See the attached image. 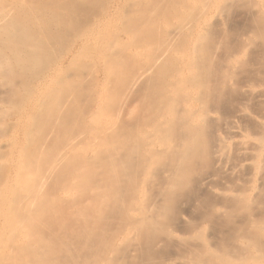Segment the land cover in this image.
<instances>
[{
  "label": "bare ground",
  "instance_id": "1",
  "mask_svg": "<svg viewBox=\"0 0 264 264\" xmlns=\"http://www.w3.org/2000/svg\"><path fill=\"white\" fill-rule=\"evenodd\" d=\"M232 1L194 0V5H191L188 1V3L181 4L185 7H178L179 9L177 10L173 8L175 9L173 13L169 12L167 14V12L163 14L168 16L166 17L167 19L172 16L176 21H167L169 24L171 23L170 28L165 31V35H163L161 40L153 38L151 42L150 39L147 41L144 38L136 43L130 41L131 45L145 50L143 56L147 57V61H144V63L140 61L142 64L137 67L136 72L132 71V77L134 78H131L130 84L128 82L120 86L121 81L119 79L117 83L120 84L119 87L121 88L118 89L115 88L117 84L114 88L111 87L116 83V78L130 77L127 75L120 76L126 73L123 71L126 69L123 65V70H120V65L123 62L120 57H125L124 52H122L123 56L121 55V50L123 49L122 51H124L126 44L123 43L125 46L121 48L122 45H119L120 41L118 42L117 39L111 37L108 39V33L104 32L101 40L103 41V38L104 40L107 38L106 52L104 51L105 55L103 54V57H101L105 63L102 64L105 80L103 81V88H101L103 93L100 91L102 103L99 104L105 105V108L101 107L103 110L101 117L104 120V126H97L96 128L92 125L91 127V123H88V126H84L87 120V113L90 114V111L86 115L80 114L82 116L79 115L80 117H77V114V116L74 115L76 109L73 108V116L77 117L75 118L80 123V128L73 131V135H71L69 131L72 128H68V131H65V129L70 124L75 125L74 122L76 121H72L75 118L71 120L72 123H68L67 119L68 125L66 123L64 127L62 124L61 127L64 128L60 127L59 129L58 126L61 124L59 120L62 119V117L60 119V114L67 109L65 107H70L69 104L77 105L78 101L81 103L85 101V97L83 101L79 98L80 96L77 93H80V90L78 87L81 85L82 89L84 86H82L85 82L83 80V75H85L83 70L86 68L85 72L90 71L93 66L89 67L90 63H85L86 60L83 62L84 57L90 56L89 47L88 49L86 48L89 52H87L86 56L82 58L85 53L82 56L80 55L81 60L78 58L80 53L73 51V61L78 58L76 65L71 67L73 74H71L72 72L68 73L70 79L66 75L67 72L64 74L67 78L63 75H58L57 78L61 76V79L56 80L55 78V82H60V86L58 88H45V96L50 100L48 102L46 99V102L41 100V108H39L46 113L45 117L39 109V113H37V110L36 114H34L38 118L32 115L33 121L30 122L32 126L31 124L27 126L28 128L30 127L28 131L25 129L29 142L27 139L26 146L21 149L17 148L19 156L15 169L8 174L4 181H0V223L9 224L5 230H0V264H121L126 261H124L125 257H123V254L127 252L126 250L129 253L130 248L132 250L136 249L135 247L140 245V236L144 234H147L145 235L146 238L148 237V239H145L148 242V244L146 243L147 248L151 249L154 254H158L154 252L155 245L158 246L162 239H164L162 240L164 242L168 238H172L171 240L180 239L181 242L190 239L189 236L184 235L185 233H177L175 229L177 227L175 226V223H177L175 221H186L188 216L186 215V218H184L182 214L175 212L177 219L172 216L174 215L173 210L175 211L177 206V198L185 192L194 190L193 188L197 184L208 188L215 194L213 199L202 200L198 198L195 203L196 207L206 208V211L203 210L205 212V214L203 213L204 218L202 217L203 215H201V218L210 224V221L215 220L213 217L216 218L218 216L216 219L218 221L219 217L222 216L223 219L225 217L230 220L231 227L230 225L228 228L223 227L226 228V232L224 230L219 231V233H222L220 236L223 237L219 240H223L225 236H228L227 234L229 236L223 241H217L216 244L209 243L210 240L205 238V234L204 237L202 236L203 232L198 233L199 231L195 230V232L198 231L195 234L198 233L197 235L201 236H194L195 234L191 236L192 241L193 238L194 240L198 239L196 240L197 242L195 241L196 243L191 242L192 248L189 246L190 242L189 245L187 244L189 249L186 250L191 254L185 251L189 254V257L185 256L188 259L185 257L184 259L180 255L183 260L189 264H264V211L262 209L264 202L262 200L264 197V27H262L264 26L262 25L264 24V0H254V2L251 0L253 3L252 8L250 7L252 11L251 22L255 25L243 34L238 46L235 44L236 48L225 53V56L222 54L223 63L221 62L222 64L217 66L219 68L222 67V69H218L221 71L218 73L216 72L217 69H214V59L220 50L217 51L219 48L217 49L216 47L217 50L211 52L210 49L214 50V48H210L211 45L208 46L210 43V32L215 24L219 23L218 25H220L226 21L228 17L225 18V15L231 3H233ZM240 1L238 2L239 4ZM160 2H156V4ZM132 3L134 4V2ZM10 4V6L0 4V26L2 23L5 24L4 21L6 23L11 21L8 24L12 23L13 27L17 28V30L15 28L17 34L14 32L16 36H14V39L19 38L22 43L24 41L27 44L28 41L26 40H29L30 35L25 30L24 24H19L20 22L17 19H9L14 15L13 11H11L13 9L12 3ZM156 6L158 7V5ZM11 7L12 9H10ZM152 8L153 6L151 7L152 11H145L147 15L144 12L145 16L143 18L146 24L154 23L156 13L153 16V10L156 12V9ZM134 9L133 11L136 10ZM166 10L164 11L166 12ZM52 11H55L54 8ZM107 14L104 15L106 16ZM60 15L57 16L61 17ZM239 18L241 17L239 16ZM158 19L155 23L159 22ZM104 21L106 22V20ZM22 22L24 23L23 20ZM261 22L263 23L261 24ZM93 23L89 24L92 28L97 26L99 21L97 20ZM134 24H137V22L129 23L128 25L130 26L126 24V30L128 29L127 31L133 33V38L140 32ZM19 25H21V28L17 27ZM6 26L5 24L1 28L5 27V29H8ZM239 26L241 27V25ZM86 28L84 29L85 31L93 30ZM3 30L2 32H4ZM83 31H80V33ZM78 32L77 35H80ZM94 32H89L88 34H93ZM88 34L85 33L79 36L81 38L85 35L82 38H85L84 40L86 41L84 42L86 44L88 43ZM229 34L232 35L231 32ZM59 36L61 37V35ZM86 37L88 38L86 39ZM9 40L12 41V39ZM35 41L33 42L34 44H36ZM84 42L81 41V44ZM22 43H20L21 46L23 45ZM77 43L80 44V42ZM40 44L44 45L43 42ZM86 44L82 47H87L88 45ZM32 46L35 45L32 44ZM73 46L75 47V45ZM82 47L78 50H81ZM40 48L38 47L36 50L38 49L39 51ZM42 49L41 51L43 52L45 48ZM36 50H33L34 53H36ZM34 53L32 57L36 58L39 56L38 59L36 58L38 61L42 55L36 56ZM130 54L133 55L132 53ZM253 54H256L254 58H252ZM152 55L154 56L152 57ZM51 56L53 55L51 54ZM33 60L30 61L33 62ZM252 60L254 62L251 64V70L250 68L248 69L251 72L250 76L247 75V77L245 76L246 78L244 77V79L240 80L239 77H242L241 74L246 71L245 67ZM32 62L29 63L30 65L32 64V67H29L28 61L24 63L28 66L23 65L22 61L19 63L23 65L22 67L27 66L24 69L21 67L22 70L29 67L37 71V67L40 68V66L45 71V65L48 68L46 70H49L50 66L48 67L47 65L51 64L50 62L48 64L42 61L38 64L36 61ZM81 62H83V65ZM41 63H43L44 68L40 65ZM58 65H55L56 67L51 70L52 73L57 71L60 66ZM19 66L21 65L18 64L17 67ZM42 69L38 72L34 71L33 75L36 73V75L40 76L43 74ZM51 71L49 70V73ZM88 72L87 76H84L86 77L85 80H96L97 77L93 74L94 71H90L93 75ZM127 72L130 74L129 70ZM23 73L25 74V72ZM88 74L93 76V78L88 77ZM49 78H51V75ZM34 79H36L35 76L32 81ZM125 79L123 80L125 81ZM98 80H96V83ZM100 80L102 81L103 78ZM27 82L24 83L29 85V89H33L30 87L32 84ZM42 84L44 83L42 82ZM93 84L91 83V85ZM99 85L101 86L102 83ZM135 86L138 88V92H136L138 96H136L135 103L127 104V97L125 96L129 94L130 88L134 87L136 89ZM97 88L100 87L97 86ZM236 88L242 89L243 98L241 97L242 100L237 101L234 107L229 105L230 108L228 109L227 105H222L221 100L225 96V98L230 99L232 93L230 90L232 89L239 92ZM42 90L44 89L42 88ZM104 91H107L105 102H103ZM91 93L93 94L94 92L92 91ZM95 93H97V89ZM80 94H83V92ZM92 94L90 96L87 94L89 96L88 99L94 98V96L91 97ZM131 94H133V91ZM232 97L231 99L233 100L234 98ZM81 103L77 106H80ZM87 103L88 101L85 104ZM134 110L135 112H132ZM124 111H128L129 116L131 115L130 113H132L131 116H134L133 113H135L136 116L134 117L136 119L134 121L136 122L135 124L131 123L132 127L127 122L118 124V117L123 115L124 117L122 118H125L127 114ZM40 112H42L41 115ZM91 112H94V108ZM79 113H83V111ZM64 116H69V114ZM127 118L129 117L126 116L125 119ZM125 119L121 120L124 121ZM56 123H58V130L61 132L64 130L65 134L69 135L64 137L66 139H64L63 143L61 142L62 144H59L58 139L63 136L60 138L59 135H54L53 137L59 138H52V141L54 140L53 143L48 139L50 131L55 130ZM81 124H83V127ZM122 124L125 128L121 126ZM47 126H51L48 132L46 131ZM214 129H216L215 132L213 131ZM120 130H122V135ZM211 132L216 133V136H213V133V135L210 134ZM46 133H48V136ZM47 139L51 142L49 143ZM45 141L52 145L55 144V141H58L60 146L55 145L54 147H58L54 148L49 145L50 149L52 148L50 150L49 147L47 148L48 144ZM90 151L93 154H89ZM203 172L205 173L202 175ZM51 189L53 190L51 191ZM151 190L152 192L150 193L149 191ZM148 194L150 195L148 196ZM227 195L231 196V198ZM150 197L152 199L149 200ZM51 219H54V222L57 221L58 228L60 224V228L63 227L65 231L60 229V235L58 231L57 235H52L55 233H46V235L44 230L48 227L44 229V225H48V221L52 222ZM203 220L201 219L202 222ZM49 224L51 225V223ZM89 224H91V228H89ZM74 226H76V229ZM225 226H228V224ZM67 228L72 231L78 230V232L71 233L70 231L71 234H69ZM80 229H84L85 234L84 231H79ZM50 231L53 232L52 230ZM88 231H90L89 235L94 234L88 235L87 241L90 238L89 244L85 241L86 236H83ZM79 234H81L83 241L86 243L82 241ZM48 235L52 237L59 235L60 237L53 239ZM92 236L94 238L97 237L95 244L93 242L90 243L91 239L92 241L95 240L91 238ZM183 236L184 239H182ZM220 236L217 235L216 237L220 238ZM78 238L81 239V242L78 241L80 240ZM226 240L231 241L232 244L229 241L226 242ZM92 243L94 244L93 247ZM131 245L135 246L131 247ZM132 250H130V254L137 252ZM151 251L149 252L152 253ZM162 253L164 255L163 251ZM170 253L172 254V252ZM126 255L129 256L128 254ZM151 255L149 256L151 257ZM161 255H159V258ZM131 256L134 257L135 255ZM155 256L158 260L148 258L149 261H144V259L142 263L146 264L145 262H151L150 260L153 259L155 261L152 260V264H173L178 262L177 260L179 259L176 256H167V258L163 256L164 259L162 257L159 259L157 255ZM133 260H136V258ZM132 264H135V262Z\"/></svg>",
  "mask_w": 264,
  "mask_h": 264
},
{
  "label": "rangeland",
  "instance_id": "2",
  "mask_svg": "<svg viewBox=\"0 0 264 264\" xmlns=\"http://www.w3.org/2000/svg\"><path fill=\"white\" fill-rule=\"evenodd\" d=\"M134 2V4L132 3V2ZM139 2V3H137V2ZM146 1V2H145ZM171 1V2H170ZM177 0H174L173 2H172V0H161V2H160V0H0V4H3V5H5V6H10L11 4L10 3H12V7H13V9H12V7L10 8V9H12L11 11H13V13H14V15H12V17H10L9 19H13V20H16L17 19V21H19L20 23L19 24H24L23 26H24V28H25V30L26 31H28V33H29V35H30V37H29V40L27 39L26 41H30L29 43L27 42V44L26 43H24V41H23V43H22V41H20V39H19V42H18V39H14V36H15V33L17 32L16 30H17V28H16V30H15V28L13 27V25H12V23L11 24H8L9 22H11V21H9V19H7L9 22H7L6 23V21H4L5 22V24L7 25L6 27L8 28V29H5V27L4 28H1L2 26H4L5 24H1V26H0V31H1V33H2V35H0V181H4L5 179H6V177L8 176V174H10V173H12L13 172V170L15 169V164H17V158H18V154L19 153H17V148L18 149H21L23 146H26V144H27V139H28V142H29V137H28V135H27V131H28V129L30 128H28L27 126H29L30 124H31V126H32V123H30V122H32L33 121V117H32V115L35 117V118H38V116L36 115H34V114H36V112H37V110L39 109V108H41L40 106H41V100H43V102L45 101L46 102V100H47V102H48V100H50V99H48V98H46V96H45V88H58L59 86H60V82H55V78H56V80L57 79H61V76L63 75L65 78H67L68 77V79H70V77L68 76V73H70V72H72L71 74H73V70H71V67H74L75 65H76V63H77V61L76 60H78V58L80 59L81 58V56H82V58L84 57V56H86L87 55V52L89 51L90 52V56L88 55V56H86V57H84L83 58V62L85 61V63L87 62V63H90V65H89V67L91 66V65H93L92 66V70L90 69V71L92 72V71H94L93 72V74H95L96 75V77H94V78H96V80L97 79H99L98 81H97V83H96V80L95 79H93V80H95V81H93V80H91V79H87V80H85V78L86 77H84V76H87V72L89 71L88 69V71L87 72H85L84 70L86 69H84L83 70V74H85V75H83V80L85 81L83 84H82V86L83 87H85V88H83L82 87V89H81V85H80V87H78V89L80 90H77V91H79L80 93H82L83 92V94H80V93H77L80 97V99L83 101V98H84V100L85 101H83L82 103L81 102H79L78 101V103H77V105L79 104V103H81V105L80 106H77L76 104H74V105H71V104H69V106L70 107H65V108H67V109H65V110H63V113L62 114H60V119H61V117H62V119L61 120H59V122L61 123V124H59V126H58V128L60 129V127H61V125L62 126H64L65 127V124L68 122V123H72V121H76L77 119V117H80V116H82V115H86V113L87 112H89L90 111V114L89 113H87L88 115H87V120H86V122L84 123L83 121L81 122V121H79V122H81V123H84V126L85 125H89L90 123V126L92 127V125H93V127H96L97 128V126H104V120H103V118L101 117L102 116V108L104 107L105 108V105L103 106V104L102 105H99V104H101L102 103V99H101V93H103V91L101 90V88H103V81L105 80V78H104V76H103V74H104V72H103V65L102 64H105L104 63V61L102 60V55L106 52V49H105V45H106V42H107V38H106V40H104V38H103V41H105L104 43H103V41L101 40L102 39V37H103V35H104V32L105 33H108V39L111 37V38H113V39H117L118 40V42L120 41V43H119V45H122L121 46V48L123 47V46H125V45H123V43H125L126 44V47H128V48H126V47H124L125 49H124V51H122L121 50V55H122V52H124V55H125V57L123 58V57H120V59L121 60H123V62L121 63V65H120V70H123L122 69V65H123V67H125L126 69L125 70H123V71H125L126 73H123V74H121L120 76H122V75H127V76H130L129 78L128 77H126V76H124L123 77V79H125V77H126V79H125V81L122 79V77H118V78H116L117 80H116V83L114 84V86H111L112 88H114L115 87V85L117 84V86L115 87L116 89H118V88H121V87H119V85L120 86H123L124 84H126V83H128L129 82V84H130V80H132L131 78H134V77H132V75H133V72L135 71L136 72V69H138L137 67H139L141 64H142V62L144 63V61H147V57L145 58V56H143L144 55V51L145 50H143V49H140L139 47H136V46H134V45H131L130 44V41L132 42V41H134V43H136L137 41H140V40H143L144 38L145 39H147V41L150 39H152L153 40V38L154 39H159V40H161L162 39V37H163V35H165L164 33H165V31H167L168 30V28H170V24L168 23V22H170V21H176V20H174L173 18H172V16H170L169 17V19H167L166 17H168V16H165V15H163V14H165V13H167V14H169V12L170 13H173L174 11H175V9H173V8H176V10L177 9H179L178 7H185L184 5H181V4H183V3H188V1H189V3H191V5H194V0H180V2H179V0H178V2H179V4H178V2H176ZM200 1V0H199ZM232 1V0H231ZM240 0H238V1H236V0H233L232 2L233 3H231V6H230V8H229V10L225 13L226 15H225V18L226 17H228L227 19H226V21L223 23V24H220V25H214L213 27H212V29H211V34H210V39H209V44H208V46L209 45H211L210 46V48H214V50H212V49H210L211 50V52H213V51H215V50H217L218 48V50L217 51H219L220 50V52H218V54H217V56H216V58L214 59L215 61V63H214V69L216 70H218V69H222V67H217V66H219V65H221L223 62V56H225L224 54L225 53H227V52H229V51H232V49H234V48H236L237 46H238V44L240 43V38L241 37H243V34L248 30V29H251L252 28V26H254L253 25V23L251 22L252 21V11H251V6H252V1L254 2V0H241L240 1V4L238 3ZM7 2V3H6ZM141 2V3H140ZM145 2V3H144ZM156 2H160V3H158V4H156ZM52 3V4H51ZM132 3V4H131ZM148 3V4H147ZM54 4V5H53ZM171 4V5H170ZM177 4V5H176ZM51 5V6H50ZM127 5H130V6H127ZM140 5V6H139ZM146 5V6H145ZM156 5H158V7L156 6ZM188 5V4H187ZM190 5V4H189ZM190 5V6H191ZM15 6V7H14ZM119 6V7H118ZM143 8H142V7ZM153 6V8H155L156 9V12H155V10H153V12H154V14H153V16H155V13H156V16H155V19H154V23H150V24H146V22H144V16H145V14L147 15V11L148 10H151V7ZM173 6V7H172ZM44 7V8H43ZM140 9H139V8ZM168 7V8H167ZM251 7V8H250ZM53 8H54V10L55 11H52L53 10ZM57 8V9H56ZM108 8V9H107ZM137 10H135V9ZM152 8V9H153ZM237 8V9H236ZM249 8V9H248ZM17 9V10H16ZM47 9V10H46ZM130 9H132V10H130ZM133 9L136 11V13H135V11H133ZM165 9H167L166 10V12L164 11ZM42 10H43V12H42ZM46 10V11H45ZM108 10V11H107ZM147 10V11H146ZM162 10V11H161ZM234 10V11H233ZM238 10V11H237ZM243 10V11H242ZM105 11H107L106 13H108L106 16L104 15V14H106V13H104V14H102L103 12H105ZM134 13H133V12ZM140 11V12H139ZM146 11V12H145ZM152 11V10H151ZM151 11H149V12H151ZM163 12V13H161V12ZM172 11V12H171ZM233 11V12H232ZM21 12V13H20ZM53 12V13H52ZM55 12V13H54ZM129 12H131L130 14H128ZM144 12H145V14H144ZM152 12V13H153ZM61 14L60 16L61 17H59V16H57V15H59V14ZM158 13H159V15H158ZM160 13H161V15H160ZM42 14V15H41ZM57 14V15H56ZM127 16H131V17H133L132 19H131V17H127ZM133 14H135V15H133ZM141 14H144V15H141ZM243 14V15H242ZM63 15V16H62ZM141 15V16H140ZM246 15H247V17H246ZM19 16V17H18ZM57 18V20H56V18ZM102 16V17H101ZM160 16V17H159ZM239 16L241 17V18H239ZM13 17H15V18H13ZM17 17V18H16ZM99 17V18H98ZM103 17H104V20H106V22L103 20ZM106 17V18H105ZM163 17H165V18H163ZM20 18V19H19ZM55 18V19H54ZM108 18H110V19H108ZM137 18H140V19H137ZM159 18V19H158ZM25 19V20H24ZM54 19V20H53ZM108 19V20H107ZM136 19V20H135ZM157 19H158V21L159 22H157V23H155L156 21H157ZM164 19H166V20H164ZM245 19V20H244ZM13 20H12V22H13ZM22 20L24 21V23L22 22ZM49 20V21H48ZM51 20V21H50ZM99 21V24L97 25V26H99L98 27V30H97V26H94L93 28L92 27H90L91 25H89V24H94L93 22H96V21ZM104 22V24H102L103 22ZM139 20H141V21H139ZM229 20V21H228ZM28 21V22H27ZM101 21V22H100ZM168 21V22H167ZM228 21V22H227ZM50 22V23H49ZM127 22V23H126ZM135 22H137V24H134L135 26H137V29L138 30H140V32L138 33V35L136 36V37H132V35H133V33H131V31H127L126 30V28H127V25L129 24V23H135ZM142 22V23H141ZM235 22V23H234ZM241 24H240V23ZM13 23H15V22H13ZM26 23V24H25ZM27 23H28V25H27ZM55 23V24H54ZM141 23V24H140ZM234 23V24H233ZM255 23V22H254ZM263 22H261V24H262ZM18 24V23H17ZM48 24V25H47ZM126 26H124V25ZM127 24V25H126ZM140 24V26H138ZM153 24V25H152ZM173 24V23H172ZM233 24V25H232ZM243 24V25H242ZM248 24V25H247ZM10 25V26H9ZM51 25V26H50ZM89 25V26H88ZM100 25H101V27H100ZM145 25V26H144ZM150 25H152V26H149ZM158 25H159V27H158ZM239 25H241V27L239 26ZM260 25V24H259ZM262 25H264V24H262ZM261 25V26H262ZM9 26V27H8ZM14 26H15V24H14ZM21 25H19V26H17L18 28L20 27ZM128 26H130V25H128ZM144 26V27H143ZM162 26V27H161ZM245 26V27H244ZM12 27V28H11ZM31 27V28H30ZM86 27H88V28H86ZM147 27V28H146ZM161 27V28H160ZM227 27V28H226ZM262 27H264V26H262ZM21 28V27H20ZM93 29V30H84V29ZM147 30H146V29ZM2 29H4L3 31L4 32H2ZM29 29H30V31H29ZM51 29V30H50ZM80 29V30H79ZM97 31V33H96V31ZM157 31H155V30ZM160 29V30H159ZM246 29V30H245ZM6 30H8V31H6ZM31 30H32V32H31ZM35 32H37V33H35ZM84 30V31H83ZM103 30V31H102ZM107 32H106V31ZM130 30V29H129ZM161 30H163V31H161ZM6 31V32H5ZM39 31V32H38ZM51 31V32H50ZM79 31V32H78ZM80 31H83L82 33H80ZM87 31H89V32H94L93 34H91V36H90V34H88L89 32H87ZM144 31V32H143ZM218 31V32H217ZM12 32V33H11ZM15 32V33H14ZM60 32V33H59ZM74 32V33H73ZM77 32H78V34L80 33V35H82V34H88L89 35V38L88 37H86V39H87V44L84 42V41H86V40H84L85 38H82V37H85V35L84 36H82L81 38L79 37L80 35H77ZM98 32H99V35H98ZM102 32V33H101ZM220 32V33H219ZM231 32V34L232 35H230L229 33ZM233 32H234V34H233ZM236 32V33H235ZM0 33V34H1ZM6 33V34H5ZM59 34V35H61V37L59 36V35H57V34ZM110 33V34H109ZM149 33H150V35H149ZM167 33V32H166ZM17 34V33H16ZM42 34V35H41ZM114 34H115V36H114ZM162 34V35H161ZM13 35V36H12ZM87 35V36H88ZM94 35V36H93ZM101 35V36H100ZM8 36V37H7ZM33 36H34V38H33ZM46 36V37H45ZM54 36V37H53ZM100 36V37H99ZM5 37V38H4ZM11 37V38H10ZM13 37V38H12ZM16 37V36H15ZM41 37V38H40ZM52 37V38H51ZM57 37V38H56ZM73 37H76V38H73ZM77 37L79 38L78 40H77ZM117 37V38H116ZM219 37V38H218ZM12 39V41L11 40H9V39ZM37 38V39H36ZM56 38V39H55ZM214 38H216V39H214ZM3 39V40H2ZM6 39V40H5ZM14 39V40H13ZM37 41H35V40ZM47 39V40H46ZM60 39V40H59ZM74 39H76V40H74ZM90 39V40H89ZM43 40V41H42ZM58 40V41H57ZM97 40V41H96ZM152 40H151V42H152ZM216 40V41H215ZM4 41H6V42H4ZM35 41V43L36 44H34L33 42ZM54 41V42H53ZM57 41V42H56ZM81 41L82 42H84V43H82L81 44ZM96 41V42H95ZM44 43V45L43 44H40V43ZM76 42V43H75ZM77 42H80V44L79 43H77ZM121 42H122V44H121ZM212 42V43H211ZM236 42V43H235ZM15 43V44H14ZM20 43H22L23 45L21 46V44ZM97 43V44H96ZM99 43V44H98ZM230 43V44H229ZM18 44H19V47H18ZM26 44V45H25ZM31 44V46H29ZM32 44L33 45H35L36 46V48H40V46H42V48H45L44 49V51L42 52L41 50H43L42 48H40L39 49V51H38V49L36 50V48H35V46H32ZM37 44L39 45L38 47H37ZM88 45L87 47L85 46V48L84 47H82L83 45ZM90 44V45H89ZM92 44V45H91ZM128 44H130V45H128ZM213 44V45H212ZM237 46H236V45ZM17 45V46H16ZM46 45H47V47H46ZM73 45H75V47L73 46ZM224 45V46H223ZM18 47V48H17ZM24 47H26V48H24ZM55 47V48H54ZM78 47V48H77ZM82 47V51L81 50H78L79 48H81ZM88 47H89V49H88ZM216 47H217V49H216ZM228 47V48H227ZM20 48V49H19ZM47 48V49H46ZM51 48V49H50ZM88 49V51H87V49ZM31 49V50H30ZM36 50L35 52L36 53H34V51L33 50ZM77 49V50H76ZM21 52H20V51ZM130 50V51H129ZM209 50V51H210ZM25 51V52H24ZM38 51V52H37ZM41 51V52H40ZM45 51H46V53H45ZM73 51L75 52V51H78L80 54H79V56H78V58H76L74 61H73ZM105 51V52H104ZM20 52V53H19ZM28 54H27V53ZM40 52V53H39ZM53 52V53H52ZM55 52V53H54ZM88 52V53H89ZM128 52H130V53H132L133 55H131L130 53H128ZM141 52V53H140ZM30 53H31V55H30ZM33 53L34 54H36V56L37 55H42L41 56V58L39 59L40 61H42L43 63L45 62V63H48L49 64V62L51 63L50 65H47L48 67L50 66H52L53 64V66L50 68L49 67V70L51 71L52 69H54V67H56L58 64L60 65H58L59 67H58V69H57V71L56 72H54V73H52V71L49 73V70H46V69H48L47 67H46V65H45V71L41 68V66H40V68L39 67H37L38 68V71L39 70H43L42 72H43V74L45 73V75H43V74H41L40 76H38V75H36V73L33 75V73H34V71L35 72H38L36 69H34L33 70V68H29V67H32L29 63H31L32 61H30V60H33V62L32 63H34V61H36L37 62V64L38 63H40V61L38 60L37 61V59L39 58V56L38 57H36V58H34V57H32L33 56ZM38 53V54H37ZM54 56H51V54ZM82 53V54H81ZM215 53V52H214ZM217 53V52H216ZM45 54V55H44ZM47 54H49L48 55V59L46 58L47 57ZM220 54V55H219ZM222 54H223V56H222ZM20 55V56H19ZM81 55V56H80ZM105 55V54H104ZM120 55V56H121ZM131 55V56H130ZM255 55L256 54H253V56H252V58H254L255 57ZM30 56V57H29ZM102 56V57H101ZM123 56V55H122ZM154 55H152V57H153ZM219 56V57H218ZM221 56V57H220ZM88 57V58H87ZM150 57V56H149ZM42 58H45V59H42ZM50 58H52V59H50ZM87 58V59H86ZM123 58V59H122ZM44 60V61H43ZM81 60V59H80ZM21 61H22V63H23V65H27V64H24V63H27V61H28V64H29V67L27 68V69H25V70H22V68L24 69L25 67H27V66H25V67H22L23 65L22 64H20L21 63ZM46 61H48V62H46ZM103 61V62H102ZM140 61H142L141 63H140ZM20 62V63H19ZM54 62H57V63H54ZM83 62H81V64L83 63ZM101 62V63H100ZM217 62V63H216ZM218 62H220V63H218ZM222 62V63H221ZM254 62V60H252L251 61V63L250 64H248L245 68V70L246 71H244L243 72V74H241V76L242 77H239L240 78V80H242V79H244V77L246 76L247 77V75L248 76H250L249 74L251 73L250 72V70H251V64ZM43 63H41L40 65H42ZM53 63V64H52ZM140 63V64H139ZM18 64L19 65H21V66H19V67H17L18 66ZM56 65V66H55ZM83 65V64H82ZM39 66V65H38ZM44 65H42V67H43ZM85 66V65H84ZM22 67V68H21ZM83 67V66H82ZM20 68H21V70H20ZM44 68V67H43ZM84 68V67H83ZM94 68V69H93ZM250 68V70L248 71V69ZM29 69H31V70H29ZM70 69V70H69ZM103 69V70H102ZM32 70H33V72H32ZM129 70V72H130V74L127 72ZM216 70V72H218V73H220L221 71H217ZM88 72V73H91V72ZM133 71V72H132ZM248 71V72H247ZM23 72H25V74L23 73ZM32 72V73H31ZM47 72V73H46ZM66 72H67V74H66ZM29 73H31V74H29ZM49 73V74H48ZM128 73V74H127ZM245 73H247V74H245ZM64 74H66L67 75V77H66V75H64ZM92 74V73H91ZM92 74V75H93ZM27 75V76H26ZM32 75V76H31ZM43 75V76H42ZM50 75H51V78H49L50 77ZM58 75H61V76H59L60 78H57V76ZM244 75V76H243ZM34 76L36 77V79H34V81H32V78H34ZM49 76V77H48ZM53 76V77H52ZM72 77H73V75H71ZM63 77V79H65ZM88 77H90V78H93V76H91V75H89L88 74ZM245 77V78H246ZM103 78V80L101 81L100 79H102ZM67 79V80H68ZM73 79V78H72ZM120 79V80H119ZM23 80V81H22ZM36 80V81H35ZM42 80V81H41ZM44 80H45V82H44ZM121 81V83L119 84V83H117V81ZM127 80V81H126ZM26 81H28L27 83H31L32 85H30V87H32L33 89H29V85L28 84H25L24 82H26ZM39 81H41V82H39ZM134 81V80H133ZM42 82L44 83V84H42ZM93 82H94V84H93ZM38 83H40L39 84V86H38ZM91 83L93 84V85H91ZM100 83H102V85L100 86L99 84ZM123 83V84H122ZM42 84V85H41ZM73 85V84H72ZM86 85V86H85ZM96 87H95V86ZM131 85H132V83H131ZM130 85V86H131ZM136 85V84H135ZM28 86V87H27ZM38 86V87H37ZM88 86V87H87ZM92 86V87H91ZM97 86H99L100 88H97ZM125 86H127V85H125ZM134 86V85H133ZM41 87V88H40ZM87 87V88H86ZM91 87V88H90ZM137 86H135V88H136ZM42 88L44 89V90H42ZM124 88V87H123ZM122 88V89H123ZM36 89H38L37 91H36ZM91 90V92L93 91L94 93L93 94H95V95H93L91 92H89V90ZM96 89H97V93H95L96 92ZM131 90V92L129 91V94H130V96H129V94H127L125 97H127V101H126V103L127 104H131L132 102H134L135 103V100H136V96H138V93H136V92H138L137 91V89L138 88H136V89H134V87L133 88H130ZM133 89V90H132ZM71 90H72V86H71ZM82 90V91H81ZM85 90V91H84ZM98 90H99V93H98ZM236 90H238L239 92H237V91H235V89L233 90H230L232 93H231V97L232 98H234L233 100L231 99V97H230V95H228L229 97H230V99H228V98H225L224 97V101L223 100H221L222 102V105H227L226 107H228V109L230 108V106L229 105H233L232 107H234L235 105L234 104H236V102L238 101H240V100H242L241 99V97L243 98V91H241L242 89H238V88H236ZM88 91V92H87ZM100 91H102L101 93H100ZM109 91H111V90H109ZM122 91V90H121ZM132 91H133V94H131L132 93ZM235 91V92H234ZM73 92V91H72ZM31 93V94H30ZM236 93V94H235ZM242 93V94H241ZM41 94V95H40ZM86 94V95H85ZM87 94H89V96H90V94H92L91 95V97L92 96H94V98L92 99V98H89L88 99V97L89 96H87ZM105 94H107V91H104V99H103V102H105L106 101V97L107 96H105ZM99 95V96H98ZM125 95V94H124ZM242 95V96H241ZM43 96L45 97L44 99H43ZM81 96H83V97H81ZM87 96V97H86ZM123 97V96H122ZM46 99V100H45ZM87 99V100H86ZM226 99H227V102H226ZM94 100V101H93ZM97 100H99V101H97ZM218 100V99H217ZM88 101V103L87 104H85L86 102ZM225 102V103H224ZM226 103H228V104H226ZM224 105V106H225ZM74 106V107H73ZM86 106V107H85ZM76 107V108H75ZM80 107H81V109H80ZM102 107V108H101ZM225 107V108H226ZM74 108V109H76V111H75V114L74 115H76L75 117L73 116V113H74V109L72 110V109ZM79 110H78V109ZM82 108H85V109H83L82 110ZM93 108H94V112L92 113L91 111H93ZM44 109V108H43ZM227 109V108H226ZM233 109V108H232ZM40 110V109H39ZM39 110H38V112L37 113H39ZM81 110V111H80ZM85 110V111H84ZM40 111H42L43 112V116L46 114L43 110H40ZM69 111V112H68ZM70 111H72L71 113H70ZM83 111V113H79V112H82ZM230 111H232V110H230ZM42 112H40V115H41V113ZM77 112V113H76ZM128 111H124V113L126 114ZM132 112H135V110L134 111H132ZM92 113V114H91ZM69 114V116H64V115H68ZM80 114H82V115H80ZM97 114V115H96ZM131 115H132V113H130ZM80 115V116H79ZM120 115H122V114H120ZM129 116L128 115V113L126 114V116L127 117H129V118H127V119H131V120H127V119H125L126 118V116H125V118H122V117H124L123 115L122 116H119L121 119H125L124 121H122L121 119L119 120V117H118V124H120V122H127L131 127H132V125H131V123L132 124H135V122L136 121H134V119H136L134 116H136L135 115V113H133V115L134 116ZM45 117V116H44ZM132 117V118H131ZM34 118V119H35ZM75 118V119H74ZM31 119V120H30ZM67 119H68V121H67ZM72 119H74V120H72ZM72 120V121H71ZM78 120H79V118H78ZM58 122V123H59ZM58 123H56V127H55V130H52V131H50V128H51V126L50 127H48L47 128V132L48 131H50L51 133L49 134V136H48V133H46L47 134V136H48V139L49 140H51L52 141V138H54V139H58L59 137L61 138L62 136V138L61 139H58V141L60 142H58V141H55L54 143L55 144H49L51 141H49L48 139H47V141H49V143L48 142H46L47 144H48V146H47V148L49 147V149H50V146L51 147H54L55 145H58V143L59 144H62L63 142H64V139H66V138H64V137H68L69 135L67 134H65V131H68L69 129H71L70 131H69V134H70V132H71V135H73L72 133H73V131H75L77 128H80V123H78L77 121L76 122H74L75 123V125L77 126L76 128H75V125H69V126H66V129H65V131L63 130V132H61L60 130H58L57 129V124ZM68 123H67V125H68ZM73 123V124H74ZM78 125H77V124ZM89 123V124H88ZM123 124H125V123H123ZM123 124L121 125L122 127H124L125 128V126H123ZM82 125V127H83V124H81ZM128 125V127L130 128V126ZM55 126V125H54ZM73 126V127H72ZM79 126V127H78ZM119 126V125H118ZM64 127H61V128H64ZM54 128V127H53ZM69 128V129H68ZM127 128V127H126ZM25 129H27V131H25ZM56 129H57V131H56ZM120 129H121V127H120ZM124 130V129H123ZM117 131H119V130H117ZM214 132L216 131V129H214L213 130ZM120 134L122 135V130H120ZM63 133H64V135H66V136H64L63 135ZM67 133V132H66ZM213 132H211L210 134H212ZM59 135V137H56L57 135ZM61 134V135H60ZM119 134V135H120ZM214 134V133H213ZM212 134V135H213ZM216 134V133H215ZM213 135V136H216V135ZM52 135V136H51ZM54 135H56L55 137H53ZM115 136H116V134H115ZM27 137V138H26ZM45 138H46V136H45ZM214 139H215V137H213ZM63 139V140H62ZM46 140V139H45ZM54 141V140H53ZM53 141H52V143H53ZM62 142V143H61ZM7 143V144H6ZM9 143V144H8ZM57 143V144H56ZM44 145H46L45 143H44ZM50 145V146H49ZM58 146H60V145H58ZM58 146H56V147H54V148H57ZM16 147V148H15ZM20 147V148H19ZM46 147V146H45ZM53 148V149H54ZM52 149V148H51ZM50 149V150H51ZM15 153H17V154H15ZM89 154H93L91 151H90V153ZM13 165H14V167H13ZM11 166H12V168H11ZM206 172V171H205ZM205 172H203L202 173V175L205 173ZM12 184H14L13 182H12ZM51 185V184H50ZM51 187H53L52 185H51ZM50 187V188H51ZM203 186L201 185H199V184H197V186L196 187H194L193 189L194 190H192L191 192H185L184 194H181L178 198H177V200L176 201H178L177 202V206H176V209H175V211L173 210V214H174V212L175 213H180V214H182L183 216H184V218H186V215L188 216V218H187V220L186 221H182V220H176L175 222H177V223H175V226H177V227H175L174 225V227H175V229L177 230V233H182V234H184V235H186V236H189V240L188 239H186V240H184V242H181V240L180 239H175V238H173V239H175V240H171L172 238H168V239H165L166 241L164 242V241H162V240H164V239H162L161 241H160V243L158 244V246L157 245H155V251L154 252H157L158 254H154L152 251H151V249L149 250V248H147V244H148V242H147V240H145V239H148V237L146 238V236L145 235H147V234H144V235H141L140 236V240L142 241H140V245L139 246H137V247H135L136 249H131L130 248V250H132L133 252H136V253H133V254H130V250H129V253H128V250H126L127 252H125V254H128L129 256H125V254H123V257H125L124 258V263L123 264H132V263H134L135 262V264H144V263H142L143 262V260L144 261H146V260H148V258H154V259H157L156 258V256L155 255H157V257L159 258V255H161V253H162V251L164 252V255H163V253H162V255L163 256H165L164 258H167V256L168 257H171V256H176V257H179V259L177 260L178 262H176V263H173V264H187L188 262H186V261H184L183 260V258L185 257V256H188L189 254H191L189 251H187L186 249H189V247H188V245H189V242L191 243H193V242H195L197 239H195L194 240V238H193V241H192V238H191V236H193L196 232H198V233H202L203 235V237H204V234H205V238H207V240L209 239L210 241H209V243H215L216 244V242L217 241H223V240H225V238L227 239V237L229 236V234H227L228 236L226 237H224V239L223 240H219V239H221V238H223V237H221L220 236V234L222 235V233H219V231H223L224 230V232H226L225 230H226V228H228L229 227V225H230V227H231V223H230V220L229 219H227V218H225L224 217V219H223V217L222 216H220V217H222L221 219H220V217H219V223H217L218 221L216 220L217 219V217L216 218H214L213 217V219H215V220H213V219H211V220H213V221H210V224L207 222V221H205V219L203 220V218H204V214H205V212L203 211V210H205L204 208H201V206L199 207V206H195V203L197 202V200H198V198L200 199H213V198H215V194L213 193V192H211V190H209L208 188H205V187H203ZM53 189H54V187H53ZM53 189H51V191L53 190ZM201 189V190H200ZM207 189V190H206ZM153 191H155V190H153ZM201 191V192H200ZM150 193L152 192V190L151 191H149ZM148 192V193H149ZM195 192V193H194ZM153 193H156V192H153ZM192 193V194H191ZM194 193V194H193ZM196 194V195H195ZM211 194V195H210ZM150 194H148V196H149ZM184 195V196H183ZM191 195H192V197H191ZM154 196V195H153ZM228 196V195H227ZM264 196V195H263ZM226 197V196H225ZM229 198H231V196H228ZM180 198H182L181 200H180ZM262 198V197H261ZM150 199H152V197H150L149 198V200ZM185 199V200H184ZM148 200V201H149ZM184 200V201H183ZM262 200H264V197L262 198ZM180 201V202H179ZM186 202V203H185ZM190 203V204H189ZM192 203V204H191ZM203 206V205H202ZM263 207H262V209H263V211H264V202H263V205H262ZM181 207V208H180ZM204 207V206H203ZM200 208V209H199ZM189 209V210H188ZM202 209V210H201ZM188 211V212H187ZM200 211V212H199ZM206 211V210H205ZM204 213V214H203ZM176 214V215H177ZM179 214V215H180ZM178 215V216H179ZM190 215V216H189ZM201 215H203L202 217L203 218H201ZM173 218H175V219H177V217H175V214L172 216ZM201 219L203 220V222L201 221ZM51 221L52 222H50V221H48V225L46 226V225H44L45 227H44V229L45 228H47L46 230H44V232H45V234L46 233H49V234H52V233H55V234H52V235H57V231L58 232H60V229H62V231H65V230H63V227L62 228H60V224H59V228H58V224H57V221L56 222H54V219L52 220L51 219ZM74 221V220H73ZM179 221V222H178ZM182 221V222H181ZM202 223H201V222ZM205 221V222H204ZM215 221V222H214ZM229 223H228V222ZM4 222H2V223H0V230H5L8 226H9V224H7V225H4V224H6V223H4ZM49 223H51V225L49 224ZM56 223V224H55ZM186 223H188V224H186ZM213 223V224H212ZM221 223V224H220ZM228 224V226H225V225H227ZM220 224V225H219ZM225 224V225H224ZM53 225V226H52ZM91 224H89V226H90ZM183 225V226H182ZM200 225H201V227H200ZM211 225H212V227H211ZM215 225V226H214ZM5 226V227H4ZM51 226V227H50ZM66 226V225H65ZM67 226H68V224H67ZM66 226V227H67ZM199 226V227H198ZM215 227V228H214ZM217 227V228H216ZM223 227H226V228H223ZM65 228V227H64ZM74 228L76 229V226H74ZM73 228V229H74ZM89 228H91V226L89 227ZM198 228H201V229H198ZM57 229V230H56ZM66 229V228H65ZM222 229V230H221ZM48 230V231H47ZM50 230H52L53 232H51ZM67 230H69L68 232H69V234H71L72 232H78V230H74V231H72L70 228L68 229L67 228ZM195 230H198V231H196L195 232ZM205 232H204V231ZM70 231H71V233H70ZM79 231H84V229L82 230V229H80ZM87 231V230H86ZM178 231H180V232H178ZM216 231V232H215ZM228 231V230H227ZM67 231H66V233H68ZM90 231H88L87 232V234L86 235H84L85 234V231H84V234L81 232V234H83V236H86V240H85V238H84V240L85 241H87V237H88V233H89ZM215 232V233H214ZM197 233V234H198ZM61 234V232L59 233V235ZM75 234V233H74ZM73 234V235H74ZM81 234H79V236H80V238L82 239V237H81ZM197 234H195L194 236H196ZM47 235V234H46ZM56 236V237H60V236ZM63 235V234H62ZM90 235H94V234H90ZM89 235V236H90ZM220 236V238L219 237H216V236ZM226 235V234H225ZM48 236H50V235H48ZM201 236V235H200ZM199 235H197V237H200ZM224 236V235H223ZM51 238H53V239H56V237L54 236V237H52V236H50ZM80 238H78V239H80ZM91 238H93V239H95V240H93L92 241V239H91V241H90V243L91 242H95L96 241V238L97 237H91ZM144 238V239H143ZM52 239V240H53ZM81 239L80 240H78V241H80L81 242ZM182 239H184V236H183V238ZM216 241H215V240ZM89 240H90V238L88 239V241H87V243L89 242ZM177 240H179V241H177ZM214 240V241H213ZM54 241V240H53ZM82 241H83V239H82ZM85 241H83V242H85ZM146 241V242H145ZM175 241V242H174ZM186 241V242H185ZM229 240H226V242H228ZM197 242V241H196ZM195 242V243H196ZM225 242V243H226ZM230 242V244H232L231 243V241H229ZM86 243V242H85ZM92 243V244H93ZM147 243V244H146ZM192 243L189 245L190 247H191V245H192ZM194 243V244H195ZM89 244V243H88ZM95 244V243H94ZM94 244L92 245V247L94 246ZM144 244H146V245H144ZM161 244V245H160ZM166 246H165V245ZM169 244V245H168ZM180 244V245H179ZM188 244V245H187ZM193 244V245H194ZM198 244V243H197ZM87 245V244H86ZM144 245V246H143ZM164 245V246H163ZM187 246V247H185V246ZM196 245V244H195ZM90 246H91V244H90ZM133 246H135V245H131V247H133ZM141 246V247H140ZM143 246V247H142ZM182 246V247H181ZM92 247H91V249H92ZM95 247H96V245H95ZM94 247V248H95ZM146 247V248H145ZM193 247V246H192ZM191 247V248H192ZM90 248V247H89ZM181 248V249H180ZM138 249V250H137ZM140 249V250H139ZM141 249H143V250H141ZM151 251L152 253H150L149 251ZM166 249V250H165ZM90 250V249H89ZM145 250V251H144ZM153 250H154V248H153ZM160 250V251H159ZM183 252H182V251ZM185 251H187L188 253H186ZM89 252V251H88ZM91 252V251H90ZM93 252H94V250H93ZM123 252V251H122ZM170 252H172V254L170 253ZM186 253V255H185V253ZM138 253V254H137ZM150 253V254H149ZM169 253V254H168ZM175 253V254H174ZM182 253H184V254H182ZM151 255V257L149 256V255ZM167 254V255H166ZM193 254V253H192ZM131 255H135L134 257H132ZM160 256V258L162 257L163 258V256ZM179 255V256H178ZM180 255H182L183 256V258L180 256ZM118 256H119V254H118ZM121 256H122V254H121ZM145 256V257H144ZM189 257V256H188ZM188 257H185V258H187L188 259ZM193 257V256H192ZM121 258V257H120ZM130 258V259H129ZM134 258H136V260H133ZM147 258V259H146ZM159 258V259H160ZM163 258V259H164ZM184 258V259H185ZM191 258V257H190ZM123 259V258H122ZM140 259H141V261H140ZM139 260V261H138ZM153 260V259H152ZM150 260L151 262H145L146 264L147 263H150V264H152L153 263V261H155V260ZM158 260V259H157ZM184 262H183V261ZM149 261V260H148ZM180 261V262H179ZM120 262H121V260H120ZM119 262V263H120ZM183 262V263H182ZM121 263V264H122ZM189 264V263H188Z\"/></svg>",
  "mask_w": 264,
  "mask_h": 264
}]
</instances>
